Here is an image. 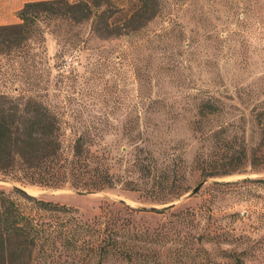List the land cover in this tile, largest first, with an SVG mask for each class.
I'll use <instances>...</instances> for the list:
<instances>
[{
	"label": "rangeland",
	"instance_id": "obj_1",
	"mask_svg": "<svg viewBox=\"0 0 264 264\" xmlns=\"http://www.w3.org/2000/svg\"><path fill=\"white\" fill-rule=\"evenodd\" d=\"M36 1L0 0V26ZM100 1L114 17L134 7ZM158 2L128 35L52 22L28 58L0 54V94L50 107L68 156L88 133L114 181L94 192L0 176L51 230L32 264H264V0ZM209 99L216 113L201 116ZM14 187L70 210L39 211Z\"/></svg>",
	"mask_w": 264,
	"mask_h": 264
},
{
	"label": "trees",
	"instance_id": "obj_2",
	"mask_svg": "<svg viewBox=\"0 0 264 264\" xmlns=\"http://www.w3.org/2000/svg\"><path fill=\"white\" fill-rule=\"evenodd\" d=\"M132 11L114 17L102 1L46 0L26 3L18 13L19 24L0 26V54L28 58L33 34L40 25L52 22L81 25L90 23L98 38L128 35L144 27L159 10L158 0H131ZM217 107L209 99L199 106L201 116L213 115ZM93 137L79 135L66 155L58 115L34 97L13 99L0 94V176L25 181L30 185L60 188L69 185L83 191H101L114 184L108 168L91 151ZM244 155V150H242ZM264 183L263 181H260ZM27 202L47 213L68 212L70 208L39 200L13 189ZM170 208V207H168ZM162 211H154L162 213ZM136 211V210H132ZM141 211V210H140ZM50 229L34 222L11 195L0 190V264H32L34 248L47 239ZM127 259L131 261L129 254ZM235 264H243L235 258Z\"/></svg>",
	"mask_w": 264,
	"mask_h": 264
},
{
	"label": "water",
	"instance_id": "obj_3",
	"mask_svg": "<svg viewBox=\"0 0 264 264\" xmlns=\"http://www.w3.org/2000/svg\"><path fill=\"white\" fill-rule=\"evenodd\" d=\"M202 186V184L198 185L197 187H195L192 191H191V194H195L199 189L200 187ZM15 189H18L26 194L27 191L25 189H21L19 187H14ZM74 193L78 194V195H88V194H91L90 192H83V191H74ZM172 206V205H171ZM151 211L155 210L154 208L150 209Z\"/></svg>",
	"mask_w": 264,
	"mask_h": 264
}]
</instances>
